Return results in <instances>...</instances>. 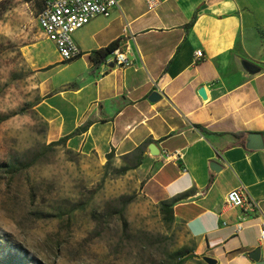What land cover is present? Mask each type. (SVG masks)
Wrapping results in <instances>:
<instances>
[{"label": "crops", "instance_id": "1", "mask_svg": "<svg viewBox=\"0 0 264 264\" xmlns=\"http://www.w3.org/2000/svg\"><path fill=\"white\" fill-rule=\"evenodd\" d=\"M118 1L110 16L73 33L81 55L71 62L63 63L50 41L51 56L43 53L46 39L25 47L38 95L32 109L45 137H70L65 147L104 160L140 148L141 194L172 212L193 259L264 264V0H161L154 10L143 0ZM112 42L129 66L105 63L108 56L92 60ZM197 51L203 57L195 58ZM240 60L260 71L248 75ZM249 134L262 136V149L247 147ZM175 152L178 158L167 157ZM233 189L260 213L228 208ZM256 248L254 262L248 254Z\"/></svg>", "mask_w": 264, "mask_h": 264}, {"label": "rangeland", "instance_id": "2", "mask_svg": "<svg viewBox=\"0 0 264 264\" xmlns=\"http://www.w3.org/2000/svg\"><path fill=\"white\" fill-rule=\"evenodd\" d=\"M34 17L30 3L0 0V264H205L141 194L138 152L49 145L24 54L44 39ZM51 44L38 48L51 56Z\"/></svg>", "mask_w": 264, "mask_h": 264}, {"label": "built area", "instance_id": "3", "mask_svg": "<svg viewBox=\"0 0 264 264\" xmlns=\"http://www.w3.org/2000/svg\"><path fill=\"white\" fill-rule=\"evenodd\" d=\"M148 10L156 9L161 0H143ZM114 8H119L118 0H41L40 8L35 20L44 39L52 42L63 63L71 62L81 55V50L75 44L72 35L75 31L89 24L96 17H108ZM32 15V11L30 12ZM203 57L202 51L195 53V58ZM125 68L130 65L125 52L116 49L107 57L105 63ZM180 155L178 152L168 154V158ZM225 204L230 209L243 212L260 213V209L253 199H249L239 189L230 190L225 195ZM241 230V223L237 224V231ZM259 239L264 241V216L259 224Z\"/></svg>", "mask_w": 264, "mask_h": 264}, {"label": "water", "instance_id": "4", "mask_svg": "<svg viewBox=\"0 0 264 264\" xmlns=\"http://www.w3.org/2000/svg\"><path fill=\"white\" fill-rule=\"evenodd\" d=\"M240 64H241L242 69L250 76L257 74L260 71V69L255 64H253L249 61L240 60ZM198 94L202 98H205V93H204L203 88H200V90L198 91ZM158 99H159V96L157 94H152L150 96L151 101H157ZM247 141H248L247 147L249 149L257 150V149L263 148V139H262V136L260 134H249ZM148 149L150 150L151 154L155 153V149H154L153 145L148 146ZM210 168L215 170V171L218 170V167L216 166V164L214 162H212L210 164ZM260 250H261L260 248H256L253 251H251L248 254L249 259L254 261V262H257L259 260V257H260ZM203 261L206 264H215V261L210 259V258H204Z\"/></svg>", "mask_w": 264, "mask_h": 264}, {"label": "trees", "instance_id": "5", "mask_svg": "<svg viewBox=\"0 0 264 264\" xmlns=\"http://www.w3.org/2000/svg\"><path fill=\"white\" fill-rule=\"evenodd\" d=\"M26 3H30L32 5V7L34 8V14H36L38 12V9L40 8V2L41 0H24ZM195 18L192 19V21L189 24V27H191L194 23ZM117 46V42H112L109 46H107L104 49H100L97 50L95 52L92 53V60L95 63H101L104 62L106 57L116 48ZM70 137H65L62 139H59L55 142H51L49 145L51 147H55V146H61V145H65L66 141L69 139ZM138 154H137V163L135 164V168L138 166L139 164V157L140 154L142 153V150L139 148L137 150ZM110 155L107 157V160L110 159ZM160 214L162 215L163 219L167 222H171L173 221V217H172V212L166 208L165 205H162L159 209Z\"/></svg>", "mask_w": 264, "mask_h": 264}]
</instances>
